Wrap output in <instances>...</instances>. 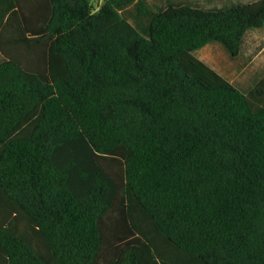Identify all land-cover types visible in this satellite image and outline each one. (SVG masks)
Instances as JSON below:
<instances>
[{"label":"trees","instance_id":"16d2710c","mask_svg":"<svg viewBox=\"0 0 264 264\" xmlns=\"http://www.w3.org/2000/svg\"><path fill=\"white\" fill-rule=\"evenodd\" d=\"M263 26L264 0H0V264H264V79L194 55Z\"/></svg>","mask_w":264,"mask_h":264},{"label":"crops","instance_id":"0c3cea01","mask_svg":"<svg viewBox=\"0 0 264 264\" xmlns=\"http://www.w3.org/2000/svg\"><path fill=\"white\" fill-rule=\"evenodd\" d=\"M147 7L154 12H160L171 6L189 5L195 8L204 10H220L231 7L237 4H245L254 1L244 2L243 0H204L201 4L197 0H142ZM138 3L131 5L127 9L122 11V14L127 20L145 37L149 33V16H140L138 10ZM132 18V19H131ZM134 20V21H133ZM257 31L260 36L264 37V26L262 28L251 29L247 32L246 36L250 32ZM245 36V38H246ZM244 38L240 53L237 57L232 58L228 52L217 43H211L203 48L199 49L194 55L202 60L205 64L215 70L219 75L228 80L241 92L247 94L254 89L264 79V57L257 59V62L252 66L244 63V56H247L250 47H255L253 44L254 40L250 43ZM247 47V48H246ZM224 49V50H223ZM200 53L203 56L196 55ZM259 55H264V47L259 51ZM236 61L235 63H233ZM235 74L236 76H242L237 84H234L230 79V76Z\"/></svg>","mask_w":264,"mask_h":264},{"label":"rangeland","instance_id":"374dc122","mask_svg":"<svg viewBox=\"0 0 264 264\" xmlns=\"http://www.w3.org/2000/svg\"><path fill=\"white\" fill-rule=\"evenodd\" d=\"M92 3L95 4V6H98L101 4L102 0H91ZM199 3L203 4L204 0H197ZM244 2H250V1H254V0H243ZM132 19V18H131ZM134 21V20H133ZM248 42H253V44L255 45V47H250V51L246 52L248 53L247 56H244V63L248 64L249 66H252L253 64H257L259 62H257V59H259L260 57H264V55H259V51L264 47V37L260 36V34L257 31H252L250 32L246 38H245ZM247 48V47H246ZM224 50V49H223ZM196 55L200 56L201 58H203L202 55H200V53H196ZM236 61H234L233 63H235ZM242 76H236L235 74H232L230 76V79L233 81L234 84H237V82L239 81V79H242ZM236 88H239L235 85ZM240 89V88H239Z\"/></svg>","mask_w":264,"mask_h":264}]
</instances>
